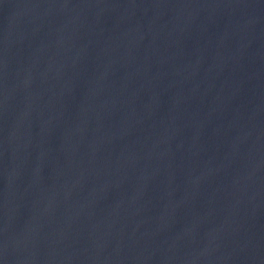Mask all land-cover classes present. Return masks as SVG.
<instances>
[{
    "label": "water",
    "instance_id": "1",
    "mask_svg": "<svg viewBox=\"0 0 264 264\" xmlns=\"http://www.w3.org/2000/svg\"><path fill=\"white\" fill-rule=\"evenodd\" d=\"M0 264H264V0H0Z\"/></svg>",
    "mask_w": 264,
    "mask_h": 264
}]
</instances>
